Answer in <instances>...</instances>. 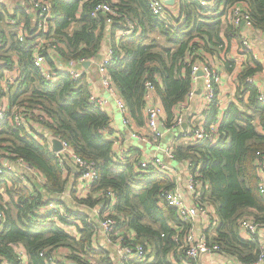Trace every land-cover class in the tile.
Here are the masks:
<instances>
[{
	"label": "trees",
	"instance_id": "1",
	"mask_svg": "<svg viewBox=\"0 0 264 264\" xmlns=\"http://www.w3.org/2000/svg\"><path fill=\"white\" fill-rule=\"evenodd\" d=\"M47 1L54 17L45 35L57 43L52 56L43 50L52 68V79H45L34 65V14L26 10L30 5L17 8L19 15L13 12V17L27 27L25 39L20 42L16 26L7 21L8 9L0 4V100L6 96L9 105L6 118L0 120V166L4 160H21L43 176V182L31 177L24 182L17 171L3 168L0 174V189L9 196L7 201L0 198L4 214L0 264H47L56 247L66 248L67 258L75 264H113L105 248L94 246L96 224L85 213L75 214L82 226L75 231L77 235H70L50 219L53 211H41L49 202L68 208L70 213L73 211L69 205L100 204L106 189L116 196L114 216L122 218L121 228L132 230L134 240L148 245L152 253L150 261L129 260L126 264H194L178 249V240L189 224L159 197L161 190L173 188V179L161 173L137 171V158H115V130L110 116L90 99L88 79L93 67L89 73L73 78L67 63L98 60L108 39L113 58L106 70L127 106L126 117L137 123L142 118L145 81L151 80L166 113L167 127L171 128L175 106L191 89V66L200 58L195 51L201 48L202 53H213L214 48L222 47L221 31L230 38L239 30L221 19L237 2L247 5L253 27L264 31V0H212L208 5H200L199 0H177L162 16L151 12L147 0ZM103 2L111 5L114 15L98 12L93 16L94 7ZM108 18L110 24L106 23ZM127 30L131 31L125 33ZM118 31L123 33L117 37ZM255 65L238 75L235 101L229 103L217 127V143H189L173 150L176 159H191L199 167L205 184L203 199L218 219L214 235H208L209 242L242 264L255 262L259 247L243 237L238 219L252 216L264 224V196L258 191L255 165L257 155L264 152V102L256 99V88L246 81L261 69L260 64ZM10 70L18 75L13 83L7 82L4 90L1 81L4 72ZM215 102L214 98L210 103L211 116ZM18 110L45 131L17 127L11 115ZM49 136L66 142L97 169L98 179L85 198L76 196L80 171L69 159L60 161L50 148ZM14 244L23 247V263Z\"/></svg>",
	"mask_w": 264,
	"mask_h": 264
},
{
	"label": "built area",
	"instance_id": "2",
	"mask_svg": "<svg viewBox=\"0 0 264 264\" xmlns=\"http://www.w3.org/2000/svg\"><path fill=\"white\" fill-rule=\"evenodd\" d=\"M7 0H0V4ZM151 12L156 16H162L169 9L168 0H147ZM176 2L177 0H173ZM212 0H199L200 5H208ZM30 9L34 14V39L32 45L34 46L33 61L34 65L38 68L40 74L45 79H52V68L49 64L47 57L43 50H46L49 56H52L56 50V40L53 38H47L46 33L49 29V23L53 19L54 14L51 10V5L47 0H29ZM98 12L114 15V10L108 3H98L92 12L93 16H96ZM8 23L15 25L17 28V38L20 42L24 41L27 33V27L23 21H20L17 17H13V12L8 14ZM227 19L236 27L244 26L246 28H254L252 20L250 18L247 5L243 2H237L233 4L227 13ZM107 24L111 23V18L106 20ZM131 30H127L125 33H129ZM123 32H121L122 34ZM243 45L249 49V43L243 41ZM196 54L200 57L191 66V75L194 78H201L205 90V99L207 102L213 101L215 95V89L221 81L220 73L217 67L203 56L202 49L198 48ZM112 49L108 48L106 53L99 56V59H81L78 61H71L67 63L66 69L69 71L73 78L81 76L87 68L83 66V63L89 61L90 64L95 65L97 80L104 89V91L114 101L115 107L123 114V124L130 130L131 137L142 143H153L158 141L161 135L158 127L160 126L159 120L162 114V106L158 100L154 84L151 80L145 81V111L147 118V126L150 137L141 135L135 130L131 129V121L126 117L127 106L125 102L118 95L112 81L107 73L106 65L113 58ZM200 73V74H198ZM89 84L92 85L89 75ZM93 81V80H92ZM3 89H7V84L3 85ZM188 94V96H190ZM256 98L259 101L264 102V87H258L256 91ZM90 99L95 102L101 109H105L108 105V97L101 96L92 92ZM6 109L0 107V120L5 119ZM11 119L17 127L29 128L30 120L25 117L24 114L18 110L13 111ZM221 118V117H220ZM182 117L177 116L173 123V127H177L181 124ZM217 125L210 123L208 126L200 124L190 129L187 132V142L189 143H208L215 145L219 139ZM62 143V150L55 154L60 157V161L67 158L74 167L80 171L79 180L75 186L77 198H85L90 194L92 185L98 179L97 169H95L93 163H87L81 159L72 148L64 141ZM51 147V145H50ZM118 161H122L129 158L124 150H121L118 155H115ZM166 159H176L172 147H165L163 150V156L159 155H145L139 156L135 164V168L139 172L143 173H161L169 176L174 180V169L169 165ZM186 161L188 173L183 182L174 180L172 189L161 190L159 197L163 203H166L173 209H175L176 215L184 223H188L189 226L183 231V235L179 238L178 249L182 250L185 257L194 264L197 261L203 260L205 257H210L212 254H218L224 256L219 250L217 244L209 242L208 235H214V231L217 227V219L214 214V210L210 204L203 199V185L204 182L198 172L199 167L193 165L191 159ZM256 174L258 177V191L264 196V152L257 155L255 159ZM3 168L7 170L17 171L20 173L22 181H27L29 177L35 178L39 182H43V176L39 174L34 168L27 163L17 160L7 161L4 160V164L0 166V174L3 173ZM97 196V194H96ZM102 203L95 204L94 206H88L86 204H78L77 206H70L72 213L68 212V208H64L62 205L54 202L47 203L41 211H53L51 220L55 221L56 225L70 235H77L78 227H81V220L75 216L77 213L86 214L88 220H92L96 224L95 242L94 246H102L107 250L113 259V264H126L129 260H136L138 262H147L152 259V253L148 245H143L134 240V232L132 230H124L120 224L122 218H116L115 204L116 196L111 189H106L101 194ZM68 206V203H67ZM61 218V219H60ZM4 219V214L0 208V224ZM204 224L203 228L198 229L196 224ZM208 225L214 228L213 234L209 233ZM238 225L240 233L244 238L255 241L259 247L258 259L253 263L248 264H264V224L257 222L252 216L241 217L238 219ZM179 235V234H178ZM177 235V236H178ZM177 240V239H176ZM13 248L23 263L26 259V254L23 247L20 244H14ZM64 251V252H63ZM69 251L63 247L53 248L51 256L47 260V264H75L67 258ZM230 258V257H229ZM5 264V261L2 262Z\"/></svg>",
	"mask_w": 264,
	"mask_h": 264
},
{
	"label": "crops",
	"instance_id": "3",
	"mask_svg": "<svg viewBox=\"0 0 264 264\" xmlns=\"http://www.w3.org/2000/svg\"><path fill=\"white\" fill-rule=\"evenodd\" d=\"M174 3L175 2L173 1V3L169 4V6H172ZM2 4L8 9V14H10L11 12H16V15H19L20 12L16 9H21V7L25 8V5H29V0H7ZM26 10L31 12L30 6L28 7V9L26 8ZM227 13L228 11H226V13L221 17V19L223 21L231 23L226 17ZM238 28L239 30L234 31L230 34V38H227L224 33L225 31H221L220 39L222 47L214 48L213 53H202L206 60H208L210 63L212 62L217 67L221 76V81L215 89L214 98L216 99V102L214 116H211L210 114V103L212 101L207 102L205 99L203 81L199 77L193 79V77L191 76L192 81L191 89L189 92V94L191 93V95H187L184 101L175 106L174 116L169 122L170 124L172 120H176L177 116H181V124L177 127L175 126L168 128V119L162 107V114L159 123L164 130L160 131V126L158 127L161 135L159 136L158 141H155L153 143H142L131 137L130 130L123 124V114L119 112V110L114 105L113 99L109 97V95L101 87L99 81L97 80V76L95 78V74L97 75V73L95 72V65H89V67L86 69L88 70V73L93 67L91 70V72L93 71V73L89 74L92 82V92L104 97H108V105L105 107L104 111L110 116L111 126L115 130V132H113L112 134V139H114V156L118 155L121 150H124V153L129 156V159H134L138 158L139 156L141 157L150 154L163 156V150L165 147L169 146L172 147L174 150L180 146L188 144L187 132H189L191 128L198 126L202 123L204 126H208L210 123H214L218 126L221 120L223 119V116L229 103L235 101V94L239 86V73L245 68L254 69L256 63L260 64L261 69L259 71L254 72L253 75L248 76L246 81L247 83L254 85L256 91L258 87H264V31L255 28H246L244 26H239ZM119 35H121V31H118L116 33L117 37ZM243 41H247L249 43V49H247L243 45ZM108 48V39H106L104 45L102 46V50L99 56L101 57V55L106 53ZM0 63L2 62L0 61ZM17 75L18 74L16 70L5 71L4 77L1 81L2 87L3 85H8V81L14 82L17 78ZM8 106V100L5 96L0 100V107L7 109ZM130 121L132 126L131 129L135 130L141 135H146L150 137L151 133L149 132L147 126L145 108L143 110V116L138 123L133 119H131ZM29 128L37 131H39V128L43 129V132L45 131L44 127L36 121H31L29 124ZM184 160L187 159H166L172 169H174V180H178V182L180 183L184 181L186 174L188 173V169L185 163L186 161ZM203 226L204 224L201 223L196 224V227L198 229H202ZM208 228H210L208 230L209 233L213 234L214 228H212L210 225H208ZM197 264L242 263H240L234 258H229L227 256H219L218 254H212L210 257H205L203 258V260L197 261Z\"/></svg>",
	"mask_w": 264,
	"mask_h": 264
},
{
	"label": "water",
	"instance_id": "4",
	"mask_svg": "<svg viewBox=\"0 0 264 264\" xmlns=\"http://www.w3.org/2000/svg\"><path fill=\"white\" fill-rule=\"evenodd\" d=\"M167 3L168 4L173 3V0H168ZM89 65H90V62L89 61H86L85 63H83V66L85 68H88ZM198 74H200V73H198ZM159 128H160V131H163L164 130L162 126H160ZM49 141H50V145H51V150L54 153L59 152L60 150H62V143H61V140L58 137L49 136Z\"/></svg>",
	"mask_w": 264,
	"mask_h": 264
},
{
	"label": "rangeland",
	"instance_id": "5",
	"mask_svg": "<svg viewBox=\"0 0 264 264\" xmlns=\"http://www.w3.org/2000/svg\"><path fill=\"white\" fill-rule=\"evenodd\" d=\"M5 90V89H4ZM38 130L39 131H41V132H43V129H39L38 128ZM49 138V137H48ZM51 148V147H50ZM0 193H2V194H0V198L3 200V201H7L8 199H9V196H8V194H7V192H6V190L5 189H0ZM94 262V261H93Z\"/></svg>",
	"mask_w": 264,
	"mask_h": 264
}]
</instances>
